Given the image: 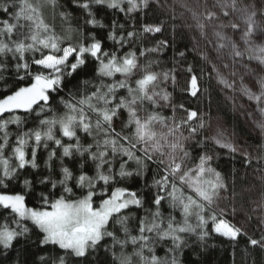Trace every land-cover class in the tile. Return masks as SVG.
I'll use <instances>...</instances> for the list:
<instances>
[{"label":"snow or ice","instance_id":"1","mask_svg":"<svg viewBox=\"0 0 264 264\" xmlns=\"http://www.w3.org/2000/svg\"><path fill=\"white\" fill-rule=\"evenodd\" d=\"M151 2L72 0V4L88 17L86 25L108 29L107 39L115 46L109 51L94 33H89L76 46L65 47L66 38L57 35L45 22L38 3L0 0V14L6 17L0 19V83L3 84V94H0V210L7 213L0 223V255L6 257L21 237L29 236L32 231L29 221L42 234L41 246L51 245L54 250H61L51 257L41 256L40 264L87 260L101 247L112 252L115 264H184L183 250L189 236H196L203 244L215 233L235 244L242 234L246 235L242 228L222 218L225 212L219 202L226 199L222 192L227 190V185L222 173L213 166L218 157L207 149L193 156L192 146L187 144L198 129L205 127L203 119L194 127L189 122L197 118L196 111L186 110V119L177 121L175 116L168 118L157 110L165 106L161 102L171 103V93L161 88V84L171 80L175 86L174 70L157 72L152 61L142 63L140 56L160 51L167 46V41H159L156 47L141 51L139 56L133 50L119 54V49L140 35L135 30L133 14L147 9ZM47 3L55 8L58 0H47ZM182 6L191 12L195 27L203 36L211 32L218 53L228 49L234 59L247 55L249 61L257 62L256 69L248 70V75L255 77L252 87L244 84L241 77V91L255 102L264 118V0H259V5L255 0H196L195 8L187 4ZM103 8L124 14L133 22L134 30L126 31L125 24L116 18L110 25L97 19L95 10ZM221 14L236 18L225 24L220 19ZM61 15L67 19L71 14L62 12ZM258 16L261 19L258 20ZM241 25L243 50L224 32L225 28L241 30ZM141 31L160 33L162 25L144 24ZM179 55L183 57L184 53ZM89 57L94 61L93 80L81 81L82 91L70 89L66 96H60L67 78L78 74L88 64ZM188 71H192L191 67ZM220 82L225 87H233L223 77ZM88 85H92L93 90L88 91ZM76 87L79 89L80 85ZM186 90L191 96H197L200 91L197 76H191ZM29 117L33 118L35 126L26 129ZM116 119L121 120L119 131L114 126ZM256 123L264 131V119ZM11 125L17 128L15 133L9 130ZM185 126L189 132L187 136L182 130ZM81 133L91 137L92 142L86 144ZM206 139L227 149L230 155L240 153L250 163V154L222 130L218 129L214 136ZM50 143L55 145L51 150ZM196 146L204 148L205 142L197 140ZM41 149L48 153L44 160L48 174H41L35 180L23 176L25 170L41 167L38 162ZM76 157L80 158L77 161L79 175L64 163L65 158L75 160ZM118 158L119 169L114 170ZM55 159L60 161V179L53 178ZM127 161H133L135 169L129 170ZM89 162L95 173L91 176L84 170ZM149 164L162 171L159 178H153L151 185L157 190L151 201L155 210L145 209L144 216L135 217L130 214V208H143V197L137 191L113 185L129 177H141L149 170ZM16 181L20 182V191L13 188ZM72 181L74 184L69 186ZM99 182L103 183L98 194ZM37 183L45 187L50 185L53 190L60 185L63 191L59 195L40 191L36 194L40 206L29 207L26 200L35 193ZM74 188L87 191L77 197ZM165 200L173 212L179 210V220L172 213L165 217L160 211ZM133 220L136 221L134 225ZM248 239L251 245L264 248V236L259 240ZM105 240H111V245L103 244ZM158 245H167L163 256L156 254ZM117 248L119 257L115 255Z\"/></svg>","mask_w":264,"mask_h":264},{"label":"trees","instance_id":"2","mask_svg":"<svg viewBox=\"0 0 264 264\" xmlns=\"http://www.w3.org/2000/svg\"><path fill=\"white\" fill-rule=\"evenodd\" d=\"M33 2L38 3L45 22L52 26L57 35L66 38L63 46H76L84 37H88L89 33H94L96 38L102 41L106 50H114L115 46L112 41L107 39L108 29L86 25L85 20L88 17L81 9L76 8L72 4V0H58L55 8L47 3V0H33ZM255 2L259 5V0H255ZM62 12L70 13L71 15L66 19L61 15ZM95 14L96 18L102 20L106 25H110L112 19L116 18L120 23L125 24L126 31L134 30L132 27L133 22L128 20L122 13H114L112 10L103 8L96 9ZM133 16L135 18V30L140 35L137 39L125 44L122 49H119V54L123 55L129 50H133L139 56L141 51L156 47L159 41H167V46L161 47L160 51L145 52L144 56H140V60L143 61L144 58L148 57L147 61L153 62V69L157 72L174 70L172 75L176 77V85L169 87L168 92L171 93V102L175 107L176 115L186 118L187 111H196L198 114L197 118L199 116L218 117L223 125L231 131L236 141L252 151L251 161L249 163L242 155H230L228 151L215 147L206 140L199 130L195 133L194 138L189 144L192 146L191 151L193 156L202 154L207 149L210 154L218 157L214 160L213 166L222 173L227 185V190L223 192L226 197L227 206L237 217L247 220L251 224V233L246 235L242 234L235 244L215 233H212L206 243L203 244L196 236H189L187 246L183 250L184 264H264V248L259 245H251L248 239L251 237L259 240L261 236H264V227L258 226L259 221L253 214V204L256 201L260 202L261 205L264 204V139L246 127L241 117L219 93L211 80L207 66L194 50L177 11L172 13L163 11L151 3L147 9L134 13ZM3 18L6 17L0 14V19ZM144 24L162 25V31L160 33H142L141 27ZM77 29H80V31H77ZM84 42L90 43L91 41L85 40ZM181 52L184 53L183 57L179 55ZM36 55L39 58V53ZM93 65L94 61L89 57L88 64L78 74L67 78L66 87L59 95L66 96L70 89L76 92L84 90V86L80 82L93 80ZM189 67L192 69L191 72L188 71ZM192 75L198 77V86L200 89L195 97L191 96L190 92L186 90ZM11 83L12 81L9 79V84ZM77 85H80L79 89L76 87ZM87 90H93V86L88 85ZM0 94H3L2 83H0ZM120 94H124L123 90H121ZM56 99L58 100L59 97L57 96ZM179 105H183L184 107L180 108ZM157 110L161 115L171 118L167 113L159 109ZM192 122L190 121L189 123L192 125ZM34 126L33 118L29 117V122L25 125V128ZM114 126L119 131L121 120L116 119ZM9 130L15 133L17 128L15 125H11ZM127 131L129 130L125 129V132ZM80 135L86 144L92 142L91 137H84L83 133ZM197 140H203L205 147H197ZM54 147V144H49V150ZM47 154L46 150L41 149L38 152V162L41 167L37 170L27 169L23 176H28L35 180L41 174L47 175V169L44 168V160L47 158ZM137 154L139 155V153ZM59 155L60 150L57 149V156L59 157ZM79 159V157H76L75 160L71 158L64 159L65 165L70 167L75 175H79V164L77 163ZM123 159L127 160L126 157ZM119 163L120 158L115 162L114 170L119 169ZM53 165V178L60 179L59 159H55ZM127 167L129 170L135 169V163L133 161H127ZM84 170L90 176L95 174L91 162H89V166ZM159 175H162V171L156 165L149 164V170L141 177H129L113 185V187H127L132 191H137L138 195L143 197L145 201L144 207L137 208L133 206L130 208V214L135 217H142L145 215V209L155 210V206L151 201L156 195L157 190L155 187H151V185L153 178H159ZM102 183L99 182L97 184L96 191L98 194L101 191ZM73 184L74 181L70 182L69 186ZM13 188L15 191H20V182H13ZM40 191H53L59 195L63 189L60 185L53 190L50 185L45 187L37 183L35 185V193L27 197L26 203L29 207L40 206L36 199V194ZM86 191L87 189L74 188V193L77 197ZM160 194L164 195V193ZM262 208L264 210V207ZM160 211L165 217L172 213L176 216L177 220L181 218L179 210L173 212L166 200L162 201ZM4 215H7V213L0 210V223H3ZM222 218L226 219L225 216ZM9 219L11 218L9 217ZM135 223L136 221L133 220L132 224L134 225ZM193 223H195L194 220ZM28 226L32 229L29 236L27 238L21 237L14 248L8 251L6 257L0 255V264H40L41 256L51 257L60 253L61 250L58 248L54 250L51 245L41 246L39 240L42 238V234L31 225L30 221L28 222ZM211 228L212 224L209 221L208 230L210 232ZM102 243L110 246L111 240H105ZM166 247L167 245H158L156 254L163 256ZM115 255L116 257L120 255L118 248L116 249ZM71 264H115V261L112 252L106 251L105 248L101 247L97 252L90 255L87 260H83L82 258L80 260H72Z\"/></svg>","mask_w":264,"mask_h":264},{"label":"rangeland","instance_id":"3","mask_svg":"<svg viewBox=\"0 0 264 264\" xmlns=\"http://www.w3.org/2000/svg\"><path fill=\"white\" fill-rule=\"evenodd\" d=\"M196 0H152L156 7L160 8L163 11L175 12L177 11L180 15L181 21L184 26V30L190 39L194 50L200 59L207 66V69L210 73L211 80L215 84L219 93L224 97V99L232 106V108L237 112V114L241 117L242 121L246 125V127L251 131L260 135L264 139V131L261 130L257 126L258 121L264 119L261 117L260 113L257 111V107L254 101H250L241 91V77H243V83L247 84L249 87H252V82L255 77H251L248 75V70L256 69L257 62L249 61L247 55L243 58H233L228 54V49H223L219 53L216 50V42L214 37H212L211 32H208L207 37L203 36L201 32L195 27V21L192 19V14L188 11L187 7L182 5L187 4L189 7L195 8ZM245 2H250V0H245ZM236 17L233 15H229L227 17L220 15V19L227 24L230 20L235 19ZM257 19H261L260 16ZM243 25H241V30H233L231 28H225L224 32L232 38L243 50L245 47L243 41L241 40ZM148 57L144 58L143 62H147ZM247 65V69L245 68ZM235 73V75H233ZM223 77L229 83L233 84V87H225L224 84L220 82V78ZM176 85V84H175ZM174 86L172 81L169 80L161 84V88H164L166 91L169 90V87ZM253 90H256L255 88ZM165 104V106L159 108V110L167 113L171 118L175 116L177 121L183 118L182 116L176 115V111L173 110L174 105L172 102L166 104L165 102H161ZM203 119L205 123V127L203 129H198L205 138H210L214 136L217 130H222L235 144H237L240 148L247 151L250 156H252V151L246 148L245 146L239 144L234 138L233 134L230 130H228L221 120L218 117H207V116H199L196 118L192 125L197 126L200 122V119ZM171 122V120H169ZM116 124V120L114 121ZM183 133L185 136L189 135L188 128L185 126L183 129ZM215 147L221 149L218 145H215L214 142L210 139H206ZM192 140H189L187 144L189 145ZM187 146V145H186ZM228 151L227 149H222ZM229 152V151H228ZM241 155L240 153H235ZM222 195L225 197L224 193ZM220 208L224 209L226 220L230 223L234 224L237 227L242 228V232L246 234H250L251 224L247 222V220L241 219L237 217L232 211L229 210L226 199L219 202ZM215 207V206H214ZM219 209H217V213ZM253 214L255 218L259 221L258 226L264 227V210L260 202L256 201L253 204Z\"/></svg>","mask_w":264,"mask_h":264},{"label":"water","instance_id":"4","mask_svg":"<svg viewBox=\"0 0 264 264\" xmlns=\"http://www.w3.org/2000/svg\"><path fill=\"white\" fill-rule=\"evenodd\" d=\"M194 120H195V118L192 121H194Z\"/></svg>","mask_w":264,"mask_h":264}]
</instances>
